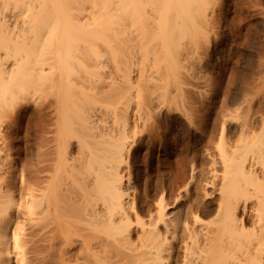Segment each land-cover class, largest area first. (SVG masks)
Masks as SVG:
<instances>
[{
	"label": "bare ground",
	"instance_id": "obj_1",
	"mask_svg": "<svg viewBox=\"0 0 264 264\" xmlns=\"http://www.w3.org/2000/svg\"><path fill=\"white\" fill-rule=\"evenodd\" d=\"M203 1L0 0V26L14 23L29 28L42 20L88 23L89 27H98L92 31L95 42L86 43L83 37L77 38L73 33L60 47L76 55L80 68L84 69L86 59L95 64L103 53H111L106 39L115 38L114 60L119 64V82L117 79L114 82L119 88H112L114 93L119 89L113 101L118 103L113 105L111 113L115 143L111 154L97 159L99 162L90 155L76 168L70 160L72 157L67 156L74 148L70 133L60 143L57 155L41 148L37 162L27 171L19 170L10 160L0 128V264H33L35 256H46L58 243L62 246L57 248L60 253L57 264H80L79 258L74 257L78 253L69 251L80 236L81 252L85 249L90 264H158L166 251L177 252L181 264H264V117L262 114L259 120L258 110L254 111L252 122L248 123L251 116L248 122H240L241 144L232 150L231 158L218 161L221 172L214 166L206 171L203 186L211 188L208 194L218 195L214 219L188 222L181 214L172 216L163 197L154 210L143 212L147 216L141 215L136 198L130 195L133 182L130 149L145 114L149 113L143 101L134 98L133 88H139V79H144L143 66L161 60V48L170 57L174 54L172 50L181 49L171 46L180 47L185 42ZM29 23L32 25L28 26ZM168 26L173 32L168 33L171 36L166 32ZM194 28L202 31L197 26ZM3 40H0V120L5 113L28 110L35 103V93L58 82L67 87L64 81L73 77L68 63L53 61V52L60 47H46L39 42L38 51L16 56L13 48L17 46L11 48L10 40ZM25 44L26 47L20 46L30 48ZM136 73L139 79L135 78ZM82 76L80 72L79 83ZM225 129L223 125L221 135L227 132ZM111 240L125 254L120 256L114 249L111 252L108 248ZM44 242L48 246H43ZM27 251L35 256L28 257Z\"/></svg>",
	"mask_w": 264,
	"mask_h": 264
},
{
	"label": "rangeland",
	"instance_id": "obj_2",
	"mask_svg": "<svg viewBox=\"0 0 264 264\" xmlns=\"http://www.w3.org/2000/svg\"><path fill=\"white\" fill-rule=\"evenodd\" d=\"M198 14H195L197 19H193L196 25L193 20L190 22L194 24L193 28H201V32L190 26L192 31L185 32V42L180 47L171 46L181 48L179 52L176 50L177 55L170 46L168 48L172 50L171 54L174 52L173 57L168 52L166 55L162 53L161 48V55L158 54L161 60L143 66L144 79H139L138 73L135 76L140 80V89L133 88L137 89V92L133 91V96L149 108L129 155L133 180L130 195L136 198L141 215H145L149 208L154 210L163 197L172 216L181 214L188 222L214 219L218 195L208 194L211 188H204L206 171L214 166L217 172H221L222 165L218 161L232 157V152L241 144V123H246L250 116L247 122H252L256 110L259 111L260 121L262 114L264 117V0H205ZM13 24L0 26V40H10L8 44L11 43V48L17 46L13 48L16 56L38 51L39 42L46 47H60L73 33L77 38L83 37L86 43L95 42L92 31L98 28L89 27L84 22L59 24L45 20L33 25L29 23L28 26L32 27L25 25L27 29ZM170 27H167V34L172 32ZM114 39H106L111 45V53L103 51L95 64L86 59L84 69L80 68L82 65L76 55L66 53L61 47L54 50L52 59L56 64L65 62L68 67L71 66L68 70L73 74V80L70 77V80L64 81L68 88L66 84L61 85L62 82L48 86V89L46 87L34 94L35 103L28 110L2 116L0 128L5 136V146L10 152V160L19 170L27 171L33 162H37L41 148L49 150L53 156L57 155L60 143L70 133L75 138H70L74 148L67 156L72 157L70 160L76 168L86 157L93 155L95 160H101L111 154L115 143V123L111 113L113 105L118 103V100L117 103L113 101H116L119 90H115L116 94L113 92V89L119 88L114 83L119 65L114 60ZM24 42L30 48L26 49ZM80 72L83 75L81 83L77 80ZM151 95L157 102L152 100ZM223 125L227 128L226 135H221ZM79 241L69 251L78 253L74 257L79 258L80 264L84 261V264H90L85 249L81 252ZM172 243L176 244L174 240ZM48 244L44 242L43 246ZM114 244L111 240L108 247L111 252L114 249L120 256L125 254ZM56 245V248L53 245L47 251L46 256L42 255L46 260L30 251L26 255L35 256L31 258L33 264H41L42 261L43 264H57L60 256L58 249L62 245ZM158 264L181 262L177 252L166 251Z\"/></svg>",
	"mask_w": 264,
	"mask_h": 264
}]
</instances>
